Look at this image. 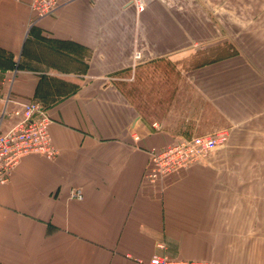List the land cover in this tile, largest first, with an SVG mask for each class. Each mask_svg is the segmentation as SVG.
I'll list each match as a JSON object with an SVG mask.
<instances>
[{"label":"crops","instance_id":"obj_1","mask_svg":"<svg viewBox=\"0 0 264 264\" xmlns=\"http://www.w3.org/2000/svg\"><path fill=\"white\" fill-rule=\"evenodd\" d=\"M30 3L0 0V112L43 102L58 154L0 185V264H264V0ZM223 34L256 36V56H174ZM219 129L204 160L144 178L152 148Z\"/></svg>","mask_w":264,"mask_h":264},{"label":"built area","instance_id":"obj_2","mask_svg":"<svg viewBox=\"0 0 264 264\" xmlns=\"http://www.w3.org/2000/svg\"><path fill=\"white\" fill-rule=\"evenodd\" d=\"M67 0H31L30 7L37 19L44 18ZM150 0H134L135 8L141 12ZM134 58H141L136 52ZM19 120L4 129L5 121L10 116ZM52 119L48 110L36 100L24 102L19 108L8 111L4 106L0 112V185L9 182L16 166L22 157L28 154H41L52 159L58 151L52 142L49 131ZM135 139L137 135L133 136ZM229 139L228 129H219L205 135L178 139L163 148H152L149 166L144 178L151 183L161 180L167 174L178 172L207 158L216 149L224 145ZM72 198L83 199L80 189H72ZM142 264H220L210 259L173 258L168 254H156L149 260H141Z\"/></svg>","mask_w":264,"mask_h":264},{"label":"rangeland","instance_id":"obj_3","mask_svg":"<svg viewBox=\"0 0 264 264\" xmlns=\"http://www.w3.org/2000/svg\"><path fill=\"white\" fill-rule=\"evenodd\" d=\"M179 6L182 8V10L187 9L188 3H181ZM237 55L246 59L256 56V36L253 37L236 34L213 36L209 43L200 45L197 48L182 50L174 56L175 58L180 59L190 58L194 60V64H202L209 60L223 57H236ZM163 69L168 71L173 70L174 68L171 66H166V68ZM181 69L184 70V67L181 66ZM139 88L140 85L137 84L132 90Z\"/></svg>","mask_w":264,"mask_h":264},{"label":"trees","instance_id":"obj_4","mask_svg":"<svg viewBox=\"0 0 264 264\" xmlns=\"http://www.w3.org/2000/svg\"><path fill=\"white\" fill-rule=\"evenodd\" d=\"M32 100H35V99H32ZM36 101H38V100H36ZM40 102V101H39ZM41 104L46 108V106H45V104L43 103V102H41Z\"/></svg>","mask_w":264,"mask_h":264},{"label":"bare ground","instance_id":"obj_5","mask_svg":"<svg viewBox=\"0 0 264 264\" xmlns=\"http://www.w3.org/2000/svg\"><path fill=\"white\" fill-rule=\"evenodd\" d=\"M139 52V51H138Z\"/></svg>","mask_w":264,"mask_h":264}]
</instances>
